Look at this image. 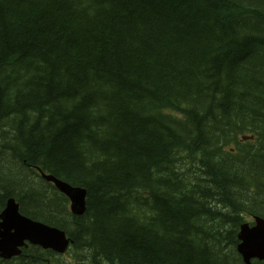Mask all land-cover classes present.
Returning a JSON list of instances; mask_svg holds the SVG:
<instances>
[{"label": "trees", "instance_id": "trees-1", "mask_svg": "<svg viewBox=\"0 0 264 264\" xmlns=\"http://www.w3.org/2000/svg\"><path fill=\"white\" fill-rule=\"evenodd\" d=\"M35 168L84 188V214ZM8 197L86 264H242L238 227L264 218V0H0Z\"/></svg>", "mask_w": 264, "mask_h": 264}, {"label": "water", "instance_id": "water-1", "mask_svg": "<svg viewBox=\"0 0 264 264\" xmlns=\"http://www.w3.org/2000/svg\"><path fill=\"white\" fill-rule=\"evenodd\" d=\"M43 179L52 182L62 194L70 199L73 214L77 216L83 214L86 198V191L83 188L70 186L51 176H43ZM0 218L3 220L0 224V247L6 244L22 245L24 240H28L43 248L63 252L67 245L63 232L19 216L17 205L13 200L7 202V208ZM12 230L13 233H10ZM239 238L243 240V243L239 245V252L246 264L251 258L264 261V220H258L251 229H248L247 225L241 226Z\"/></svg>", "mask_w": 264, "mask_h": 264}, {"label": "rangeland", "instance_id": "rangeland-1", "mask_svg": "<svg viewBox=\"0 0 264 264\" xmlns=\"http://www.w3.org/2000/svg\"><path fill=\"white\" fill-rule=\"evenodd\" d=\"M169 113L176 114L172 111H169ZM178 173L185 174L186 172L179 170ZM199 178L200 176H196L195 180L198 181ZM190 179H191L190 185H195L194 177H191ZM30 256L31 257H28L29 260L27 264H74L73 253H71V251L67 256L59 258L58 256L53 254H46L45 251L37 248L31 253ZM50 256H54V258ZM237 257L241 260L239 256Z\"/></svg>", "mask_w": 264, "mask_h": 264}]
</instances>
